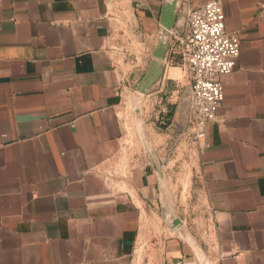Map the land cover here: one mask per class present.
I'll list each match as a JSON object with an SVG mask.
<instances>
[{
    "label": "crops",
    "instance_id": "0c3cea01",
    "mask_svg": "<svg viewBox=\"0 0 264 264\" xmlns=\"http://www.w3.org/2000/svg\"><path fill=\"white\" fill-rule=\"evenodd\" d=\"M163 1L0 0V264H264V0H221L240 55L198 145L175 30L128 132Z\"/></svg>",
    "mask_w": 264,
    "mask_h": 264
},
{
    "label": "built area",
    "instance_id": "2783aa9c",
    "mask_svg": "<svg viewBox=\"0 0 264 264\" xmlns=\"http://www.w3.org/2000/svg\"><path fill=\"white\" fill-rule=\"evenodd\" d=\"M185 13L182 35L172 34L179 56V67L190 84L188 142L198 145L206 135V127L217 120L224 101L221 77L230 74L240 55L237 34L225 28V14L221 0H207L193 5L180 0ZM177 264H181L180 262Z\"/></svg>",
    "mask_w": 264,
    "mask_h": 264
},
{
    "label": "water",
    "instance_id": "95a60500",
    "mask_svg": "<svg viewBox=\"0 0 264 264\" xmlns=\"http://www.w3.org/2000/svg\"><path fill=\"white\" fill-rule=\"evenodd\" d=\"M178 0H164L160 16L161 36L158 39L154 53L151 57L148 70L142 77L136 87V92L140 95H145L151 87L156 84L164 75L165 66L163 61L165 59V52L168 42V36L172 30H175L178 35H182L184 24H176ZM186 13L183 12V17ZM190 91V89H189ZM189 91L185 96V102L189 104ZM137 109H135L136 111ZM142 133V132H139ZM165 222L168 227L174 231L180 227V222L175 220L172 216L164 214Z\"/></svg>",
    "mask_w": 264,
    "mask_h": 264
},
{
    "label": "rangeland",
    "instance_id": "374dc122",
    "mask_svg": "<svg viewBox=\"0 0 264 264\" xmlns=\"http://www.w3.org/2000/svg\"><path fill=\"white\" fill-rule=\"evenodd\" d=\"M160 80L156 84H154L151 87V89L145 95L138 94L136 92V88H134L133 96L135 94V96H137V97H136V99H134V97H132L130 100L131 101V107H130V113H129L130 116H129V121H128V123H129L128 124V132L132 135V137H134L133 135H135L136 133L146 132L147 128L149 130L153 129L154 131H158L157 128L160 127L158 125L159 124L158 122H162V120H160V118H158V112H159L160 108L162 107V105L155 103V102L146 103L144 100V97L152 90V88L155 85H157L160 82ZM138 97H139V100H138ZM169 104L167 103L166 106L167 107L170 106ZM135 109H137V110L135 111ZM133 141H134V139H133Z\"/></svg>",
    "mask_w": 264,
    "mask_h": 264
}]
</instances>
